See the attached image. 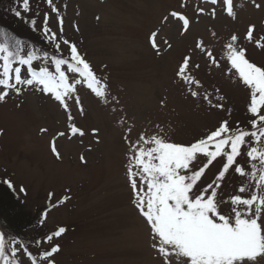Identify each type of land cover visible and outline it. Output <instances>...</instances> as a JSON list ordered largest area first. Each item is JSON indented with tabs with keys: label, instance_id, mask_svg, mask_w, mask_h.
Masks as SVG:
<instances>
[{
	"label": "rangeland",
	"instance_id": "obj_1",
	"mask_svg": "<svg viewBox=\"0 0 264 264\" xmlns=\"http://www.w3.org/2000/svg\"><path fill=\"white\" fill-rule=\"evenodd\" d=\"M5 1L0 16L4 19L3 12L8 10L9 21L0 18V43L7 34L10 43L19 41L22 55L35 52L49 57L38 63L37 70L46 65L53 67L50 60L61 53L45 39L47 16V26L61 41L76 44L109 87V101L105 103L78 86L83 114L74 99L68 100L66 110L54 96L31 87H24L20 94L9 92L0 101V185L7 186L2 182L5 179L14 185L12 191L23 206L18 212L19 234L34 237L35 242L24 245L19 237L15 240L27 246L36 258L59 244L55 264H160L151 247L149 227L133 203L128 176L131 153L125 137L135 143L141 135H162L167 142L190 145L225 120L233 129L237 125L249 128L252 90L237 76L228 74L230 65L223 57L226 43L236 34L240 47L247 50L246 58L264 66V49L243 39L249 24H255L257 34L264 36V10L252 7L251 0H234L236 20L217 7L215 19L199 17L190 33L181 36L178 23L162 27V17L171 10L192 15L198 6L208 9L210 4H202V0H53L64 20L61 34L57 14L47 0H30V12L23 11L21 0H17L15 9L13 0ZM184 3L189 7L181 8ZM16 10L22 12V18L16 17ZM5 25L7 28H2ZM31 31L38 39H30ZM153 31L172 47L162 45L159 54L154 51L149 40ZM197 39L209 44L221 67L210 66L206 57L193 51ZM61 48L64 58H68L67 46L62 44ZM186 53L201 65L194 73L202 85L193 86L201 94L198 99L191 97L176 77ZM205 91L214 104H222L223 108L209 106L203 99ZM73 126L83 129L85 135L73 136ZM61 132L65 135L59 136ZM53 140L60 159L51 151ZM223 159L218 157L209 166L197 187L213 183ZM204 160L198 155L193 164L198 169ZM238 161L246 172L250 170L244 155ZM242 183L247 184V179L233 173L219 190L225 213L229 198L238 194ZM21 188L26 194L20 192ZM41 210L48 212L42 223ZM23 223L30 227L25 229ZM59 227L67 231L51 243L44 242ZM36 241L41 242L39 251ZM11 247L9 244V252ZM21 264H30V259L23 256Z\"/></svg>",
	"mask_w": 264,
	"mask_h": 264
},
{
	"label": "snow or ice",
	"instance_id": "obj_2",
	"mask_svg": "<svg viewBox=\"0 0 264 264\" xmlns=\"http://www.w3.org/2000/svg\"><path fill=\"white\" fill-rule=\"evenodd\" d=\"M21 3L24 12L31 11L30 0H21ZM47 3L52 6L51 11L57 14L62 34L63 17L59 15V9L53 6V0H47ZM202 4H210L211 8L198 6L192 15L188 11H169L162 17V27L176 22L179 33L183 36L190 33L192 24L198 22L199 17L207 15L215 19L217 7L229 18L237 19L234 0H202ZM251 6L264 10V3L258 0H251ZM188 7L186 3L181 4V8ZM15 15L22 18L20 10H16ZM31 23L35 27V21ZM44 23L45 39L61 55L50 60L53 67L46 65L37 70L38 63L48 60L49 57H41L35 52L22 55L19 41L10 43L5 34V41L0 43V101L9 92L20 94L24 87H31L54 96L66 110L69 108L68 100L74 99L83 114L85 108L78 94V86H83L107 103L108 85L97 76L76 44L67 39L61 41L57 33L47 26V16ZM215 35L213 32L212 36ZM239 39L238 35H231L225 45L226 55L223 59L230 65L228 74L237 76L244 86L252 90L248 109L252 117L249 128L237 125L233 129L225 120L206 137L190 145L167 142L162 135H141L135 143L125 137L131 153L128 176L133 190V203L149 227L151 247L160 264H264V66H258L246 58L247 50L240 47ZM243 39L256 48L264 49V36L257 34L255 24L247 26ZM149 40L158 54L162 45L169 49L172 47L157 31L151 33ZM62 44L68 48V58L63 56ZM193 51L206 57L210 66L221 67L220 60L205 40L197 39ZM200 68V63L194 61L190 53H186L176 72L177 79L186 86L191 97L197 99L201 94L193 90V86L202 85L194 73ZM209 95L206 91L203 94V99L209 106L223 108L222 104H214ZM70 131L73 136L85 135L83 129L76 126ZM92 132L96 134L95 129ZM128 132H131L130 128ZM58 135L64 136L65 133ZM51 151L57 159L61 158L55 140L52 142ZM198 155L205 160L197 169L193 162ZM242 155L245 163L251 165L247 172L245 166L238 161ZM218 157L224 159L213 183L206 187H197L205 171ZM83 159L82 156L81 160ZM233 173L245 177L248 183H242L238 194L229 198L228 211L225 213L221 207L225 201L223 197L218 198V192L226 178ZM2 182L15 191L10 180L5 179ZM144 185L147 186L146 189ZM20 192L26 194L23 188ZM43 215L46 218L48 212L45 211ZM66 231V228L59 227L47 235L44 242L51 243ZM40 243L36 241L38 251ZM9 244L12 245L10 252ZM59 252V244H54L36 258L27 246L21 245L17 240L7 241L6 234L0 232L2 264H21L23 256L30 259V264H55L54 256Z\"/></svg>",
	"mask_w": 264,
	"mask_h": 264
},
{
	"label": "trees",
	"instance_id": "obj_3",
	"mask_svg": "<svg viewBox=\"0 0 264 264\" xmlns=\"http://www.w3.org/2000/svg\"><path fill=\"white\" fill-rule=\"evenodd\" d=\"M4 1L5 0H0V15H1V10L3 8V4L6 2V1L5 2ZM19 2H20L19 4L22 5L21 1H19ZM14 5H18L17 0H13V2H12V7L15 9ZM3 13H4V19H2V17L0 16L1 20L8 22L9 21L8 10L5 9V11ZM11 23H12V21L10 20V24ZM6 26L7 25L3 26L2 28L6 27ZM33 38L38 39V35L36 37H34L33 32H32V36H30V39H33ZM19 210L23 211V206L17 201V198H16L15 194L13 193L12 189H9L5 185H0V226H1V231L6 234V240L7 241H12V240L17 239V237H19L18 239H20L24 245H30V244L32 245L35 242L34 237L24 236V235L19 234V232H20L19 222H21V220L19 219V214H18ZM44 212H45V210H41V212L39 213L40 214L39 218L42 221L45 219V217L43 215ZM26 224L27 223H23L22 226H26ZM27 227H30V226H26L25 229ZM19 235H21V236H19Z\"/></svg>",
	"mask_w": 264,
	"mask_h": 264
}]
</instances>
